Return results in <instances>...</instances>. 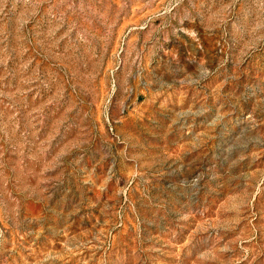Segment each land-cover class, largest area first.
Here are the masks:
<instances>
[{"label": "rangeland", "instance_id": "1", "mask_svg": "<svg viewBox=\"0 0 264 264\" xmlns=\"http://www.w3.org/2000/svg\"><path fill=\"white\" fill-rule=\"evenodd\" d=\"M0 264H264V0H0Z\"/></svg>", "mask_w": 264, "mask_h": 264}]
</instances>
